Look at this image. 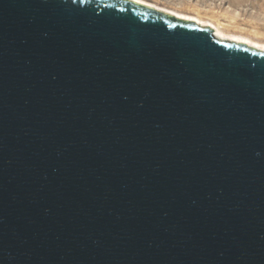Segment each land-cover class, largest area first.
<instances>
[{"label":"water","instance_id":"water-1","mask_svg":"<svg viewBox=\"0 0 264 264\" xmlns=\"http://www.w3.org/2000/svg\"><path fill=\"white\" fill-rule=\"evenodd\" d=\"M0 264H264V51L0 0Z\"/></svg>","mask_w":264,"mask_h":264},{"label":"rangeland","instance_id":"rangeland-1","mask_svg":"<svg viewBox=\"0 0 264 264\" xmlns=\"http://www.w3.org/2000/svg\"><path fill=\"white\" fill-rule=\"evenodd\" d=\"M158 8L220 25L264 44V0H142Z\"/></svg>","mask_w":264,"mask_h":264},{"label":"bare ground","instance_id":"bare-ground-1","mask_svg":"<svg viewBox=\"0 0 264 264\" xmlns=\"http://www.w3.org/2000/svg\"><path fill=\"white\" fill-rule=\"evenodd\" d=\"M135 1L136 3L148 6V7H152L158 11H162L164 13L170 14V15H174L179 19L185 20V21H191V22H195L197 23L199 26L201 27H210L213 29L214 31V35L217 39L221 40V41H228V42H236V43H242L245 44L249 47H252L254 49H257L259 51H264V44H258L255 43L253 41H251L249 38L242 36V35H233V34H229L227 33L223 28L220 27V25H215L212 22L209 21H203L201 19H197L194 18L192 16H185L182 14H176L174 12L168 11V10H164L161 8H158L152 4L146 3L142 0H132Z\"/></svg>","mask_w":264,"mask_h":264}]
</instances>
